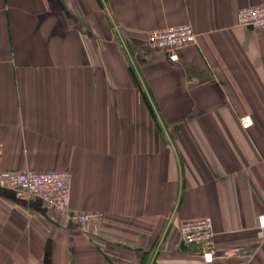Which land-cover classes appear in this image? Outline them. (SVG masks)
Returning a JSON list of instances; mask_svg holds the SVG:
<instances>
[{
    "label": "crops",
    "instance_id": "1",
    "mask_svg": "<svg viewBox=\"0 0 264 264\" xmlns=\"http://www.w3.org/2000/svg\"><path fill=\"white\" fill-rule=\"evenodd\" d=\"M262 2L0 0V168L69 170L102 214L0 186V264H264V30L237 24ZM185 23L178 59L148 45ZM205 216L210 261L180 233Z\"/></svg>",
    "mask_w": 264,
    "mask_h": 264
},
{
    "label": "built area",
    "instance_id": "2",
    "mask_svg": "<svg viewBox=\"0 0 264 264\" xmlns=\"http://www.w3.org/2000/svg\"><path fill=\"white\" fill-rule=\"evenodd\" d=\"M238 26L264 30V2L246 6L238 12ZM151 48L165 52L171 59H178V50L197 43L198 33L191 23L166 29L151 30L147 34ZM245 127L251 124L248 116L242 118ZM4 156V143L0 141V163ZM73 174L69 170H33L20 172L0 168V186L12 189L19 198L37 197L45 203L67 213L79 229L89 222L99 221L102 214L95 211H72L71 191ZM181 239L186 244H197L203 249L206 260L212 259L215 241L213 219L209 216L187 219L180 225ZM258 235L264 238V213L258 217Z\"/></svg>",
    "mask_w": 264,
    "mask_h": 264
},
{
    "label": "trees",
    "instance_id": "3",
    "mask_svg": "<svg viewBox=\"0 0 264 264\" xmlns=\"http://www.w3.org/2000/svg\"><path fill=\"white\" fill-rule=\"evenodd\" d=\"M146 98H147V95H146ZM152 112H153V109H152Z\"/></svg>",
    "mask_w": 264,
    "mask_h": 264
},
{
    "label": "rangeland",
    "instance_id": "4",
    "mask_svg": "<svg viewBox=\"0 0 264 264\" xmlns=\"http://www.w3.org/2000/svg\"><path fill=\"white\" fill-rule=\"evenodd\" d=\"M149 45V44H148Z\"/></svg>",
    "mask_w": 264,
    "mask_h": 264
}]
</instances>
